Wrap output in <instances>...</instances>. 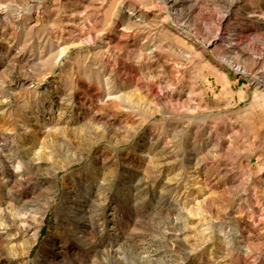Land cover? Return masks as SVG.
<instances>
[{"label":"rangeland","instance_id":"374dc122","mask_svg":"<svg viewBox=\"0 0 264 264\" xmlns=\"http://www.w3.org/2000/svg\"><path fill=\"white\" fill-rule=\"evenodd\" d=\"M31 1L0 0V264H264V0Z\"/></svg>","mask_w":264,"mask_h":264},{"label":"bare ground","instance_id":"6f19581e","mask_svg":"<svg viewBox=\"0 0 264 264\" xmlns=\"http://www.w3.org/2000/svg\"><path fill=\"white\" fill-rule=\"evenodd\" d=\"M37 0H32L30 4L27 6L28 8H16L14 9L15 12L22 14L23 12L31 11L32 8L35 6ZM175 0H163V2L168 6L167 7V14L168 16H174L175 15ZM39 2H44V0H39ZM26 4V3H25ZM146 6V5H144ZM11 8L6 7L2 11H0V14L2 13H7ZM164 11V10H163ZM121 13L124 18H126V21L129 22L130 24H133L135 26H139L143 24L146 21V18L144 17V14H146V10L139 6L138 4L134 3L133 1H126L124 2L122 8H121ZM159 20V19H158ZM161 21V20H160ZM159 21V22H160ZM165 22V21H164ZM194 36V35H191ZM201 43L206 47L209 48L211 45L215 43V39H211L209 42L201 41ZM227 62L234 67L237 71H241L247 74H251L250 72H246L242 65L239 64L237 61L234 59L229 58ZM244 70V71H243ZM264 85V82H259ZM38 162H35L34 165L37 166ZM6 170L8 172H14L17 175L22 174L25 172V167L22 159L19 158H10L8 161H6Z\"/></svg>","mask_w":264,"mask_h":264}]
</instances>
